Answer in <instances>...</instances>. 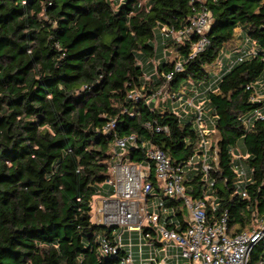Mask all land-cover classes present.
<instances>
[{
  "label": "trees",
  "instance_id": "16d2710c",
  "mask_svg": "<svg viewBox=\"0 0 264 264\" xmlns=\"http://www.w3.org/2000/svg\"><path fill=\"white\" fill-rule=\"evenodd\" d=\"M118 1L0 0V264H125L124 247L115 254L100 249L117 227L91 214L93 197L111 176L115 137L136 135L137 147L125 154L132 163L147 162L143 142L163 149L176 166L199 154L192 115L180 117L169 100L144 99L165 84L177 93L189 83L211 85L205 114L218 147L212 185L200 171L184 176L187 193L206 195L208 222L226 212L235 235L264 217V115L249 125L243 120L256 109L264 113V96L252 101L255 87L247 89L264 82V0H206L209 43L192 58L196 37L176 42L160 32L188 24L190 0ZM249 43L257 54L213 81L207 68L221 53L238 54ZM159 52L165 58L146 79L137 56ZM176 62L182 69L174 72ZM134 92L142 96L131 98ZM240 163L250 172L245 196L236 192ZM148 181L157 191L153 168ZM160 197L172 211L165 224L173 218L184 229L182 200ZM142 232L156 240L150 227ZM247 263L264 264V235Z\"/></svg>",
  "mask_w": 264,
  "mask_h": 264
},
{
  "label": "built area",
  "instance_id": "2783aa9c",
  "mask_svg": "<svg viewBox=\"0 0 264 264\" xmlns=\"http://www.w3.org/2000/svg\"><path fill=\"white\" fill-rule=\"evenodd\" d=\"M206 0H190L191 16L188 24L180 30L172 27L161 28L163 37H170L176 42L196 37L191 44L189 58L194 57L199 51L205 49L209 43L207 33L212 21V15L205 5ZM257 54L255 45L246 44L239 51L235 58L230 60L229 70L235 62H240L248 56ZM174 72L182 69V64H174ZM173 72L164 74L166 80L170 79ZM219 78V77H218ZM215 81V80H214ZM260 82L249 84L247 89L255 87V95L251 100H259L264 95L256 94V85ZM211 85L206 90H210ZM205 90V91H206ZM197 95V91H195ZM264 94V92H263ZM140 92H134L130 97H141ZM146 103H158L169 100L172 111L182 117L184 111L192 115V121L199 139L197 148L198 155L190 157L184 166L173 165L170 156L160 147L143 142L147 162H130L125 158L128 149L137 147L136 135L125 137H115L110 150L114 154V161L111 165V176L106 181L111 186L110 194L102 199L101 206L97 209L100 224L116 226L121 231L115 232L112 240L103 237L101 240V251L104 254H115L117 249L124 247L127 256L123 262L125 264H135L144 262L146 264H179L182 260L190 264H248L249 254L256 243L264 235V217L255 218L253 227L250 230L237 232L231 235L227 226L226 212H223L219 220L209 223L205 214L206 195L202 198H193L186 192L184 176L187 171H200L202 178L207 184L209 173L217 166L218 147L211 137L212 130L208 127L203 103L195 104L193 97H184L182 93L171 91L166 84L152 91L145 98ZM190 107V109H187ZM264 115L260 110H254L245 117L244 123L249 125L253 119L262 118ZM108 124L105 128L112 127ZM160 130L159 127L155 128ZM165 130V129H164ZM241 154L235 157L240 160ZM155 177L156 186L148 181L151 169ZM236 171V192L245 196V185L248 181L247 173L242 163L235 166ZM160 198L159 203L152 211L148 209V204L152 196ZM180 198L188 215V224L181 229L179 223L170 218L169 226L165 221L171 209L164 206L160 197ZM146 225L155 232L156 240H147L151 237L142 232V226ZM136 234L137 242L133 243V234ZM126 234V237H125ZM126 239V240H125ZM147 246L149 252L143 256L142 247ZM134 247L137 254L134 255Z\"/></svg>",
  "mask_w": 264,
  "mask_h": 264
},
{
  "label": "rangeland",
  "instance_id": "374dc122",
  "mask_svg": "<svg viewBox=\"0 0 264 264\" xmlns=\"http://www.w3.org/2000/svg\"><path fill=\"white\" fill-rule=\"evenodd\" d=\"M115 1H118V0H115ZM119 2V1H118ZM239 40H235L234 44L237 43ZM161 52V50H160ZM159 52V53H160ZM229 55H226L224 53H221V55L219 56V58L215 61V63L211 66H209L207 68L208 70V73L210 75V77L212 78V80H215V79H218V77L229 67V64H230V60H229V57L232 55V58H235L237 56V51H229L228 52ZM138 62L139 64L142 63V66H143V72L144 74H148L149 72H152L154 67L152 66L151 68H149L148 66V62H151V65H153V61L151 58L143 55V54H138ZM173 56H170L168 57V59L172 58ZM259 84L256 85V94L261 96L263 95V92H264V82L262 79L259 80ZM214 86H216V84H214ZM238 148L236 149L237 151V154H239V149L244 152V146L242 145V142L239 141L238 144H237ZM245 171L247 174H249V169L245 166L244 167ZM151 201L149 202L148 204V209L150 211L153 210V208L155 209V206L159 203L160 201V198L158 196H152L151 198ZM92 218H93V221L98 223L99 222V214L97 212V209L95 207V205L92 206ZM188 218V215L187 217ZM118 232L121 231V228H117L116 229ZM125 237H126V234H125ZM133 239L134 241L137 240L136 238V234L134 233L133 234ZM126 240V239H125ZM134 255L136 257V251H134ZM179 264H188V262L184 261L181 259V261L179 262Z\"/></svg>",
  "mask_w": 264,
  "mask_h": 264
},
{
  "label": "crops",
  "instance_id": "0c3cea01",
  "mask_svg": "<svg viewBox=\"0 0 264 264\" xmlns=\"http://www.w3.org/2000/svg\"><path fill=\"white\" fill-rule=\"evenodd\" d=\"M162 57H164V54L162 53H158L156 55V57L154 58H151L152 61H153V65H151V62H148V67L151 68L152 66L154 67L153 71L152 72H149L148 74H144L145 78L146 79H149L150 75L153 74L155 72V64L159 61V59H161ZM165 58V57H164ZM142 65V63H141ZM214 81V80H213ZM207 84L206 83H199V84H195V83H189L187 88L182 92L183 94V98L184 97H193L194 98V103L195 104H199V103H203L204 105V110H208L209 109V102H208V97L206 96V88H207ZM195 91H197V95L195 94ZM187 109H190V107H187ZM204 111V112H205ZM183 116L182 118H186L188 117L190 114H188V111H184L183 113H181ZM206 119H207V124H208V127L211 128L212 126V122H213V119L212 117H209V116H206ZM111 189V186L110 184H108L107 182H104L102 184V186L100 187L99 189V192L98 194H96L93 199H92V206L95 205L96 209H98L101 204H102V199L107 197L110 192L109 190ZM137 240H133V243H136ZM136 251V254H137V250H136V247H134V249ZM142 250H143V256H147L148 252H149V249L147 246H143L142 247Z\"/></svg>",
  "mask_w": 264,
  "mask_h": 264
},
{
  "label": "water",
  "instance_id": "95a60500",
  "mask_svg": "<svg viewBox=\"0 0 264 264\" xmlns=\"http://www.w3.org/2000/svg\"><path fill=\"white\" fill-rule=\"evenodd\" d=\"M116 227V226H115Z\"/></svg>",
  "mask_w": 264,
  "mask_h": 264
}]
</instances>
